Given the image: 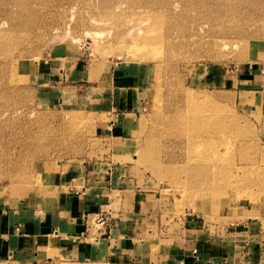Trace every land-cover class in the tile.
I'll list each match as a JSON object with an SVG mask.
<instances>
[{
	"label": "rangeland",
	"instance_id": "1",
	"mask_svg": "<svg viewBox=\"0 0 264 264\" xmlns=\"http://www.w3.org/2000/svg\"><path fill=\"white\" fill-rule=\"evenodd\" d=\"M57 57L79 60L82 87L117 61L150 66L132 126L105 133L106 114L57 92L64 78L49 91L19 66ZM262 87L264 0H0V202L89 164L113 170L119 200L148 194L153 242L208 237L215 264H264V136L238 94Z\"/></svg>",
	"mask_w": 264,
	"mask_h": 264
},
{
	"label": "crops",
	"instance_id": "2",
	"mask_svg": "<svg viewBox=\"0 0 264 264\" xmlns=\"http://www.w3.org/2000/svg\"><path fill=\"white\" fill-rule=\"evenodd\" d=\"M58 58H33L19 66L49 91L57 86L53 85L55 81L64 78L66 82L58 84L57 92L74 88L64 95L66 99L106 114L105 133L116 136L132 126L148 88L150 66L138 60L117 61L106 74L107 84L82 87L77 83L79 60ZM246 74L236 81H253V76ZM242 91L254 94L246 97ZM238 94L240 99H250L246 107L258 116L264 136V87L239 89ZM114 177L113 170L107 174V170L87 164L55 184L54 193L0 202V260L25 258L40 264H215L219 251H225L208 237L153 242L160 238L149 235L153 212L148 194L122 187L118 188L119 195L129 196L119 200ZM186 229L191 232L193 226Z\"/></svg>",
	"mask_w": 264,
	"mask_h": 264
},
{
	"label": "bare ground",
	"instance_id": "3",
	"mask_svg": "<svg viewBox=\"0 0 264 264\" xmlns=\"http://www.w3.org/2000/svg\"><path fill=\"white\" fill-rule=\"evenodd\" d=\"M140 32V31H139ZM152 37L151 35H149V33H148V35H147V37ZM141 45V44H140ZM147 46V45H146ZM144 48V47H143ZM152 53H153V51H152ZM202 142H208V140H201ZM202 167H205V165H203V166H201L200 167V169H202ZM206 168V167H205ZM228 171V170H227Z\"/></svg>",
	"mask_w": 264,
	"mask_h": 264
}]
</instances>
